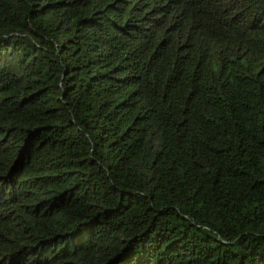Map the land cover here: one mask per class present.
I'll use <instances>...</instances> for the list:
<instances>
[{
	"label": "trees",
	"instance_id": "obj_1",
	"mask_svg": "<svg viewBox=\"0 0 264 264\" xmlns=\"http://www.w3.org/2000/svg\"><path fill=\"white\" fill-rule=\"evenodd\" d=\"M0 264H264V0H0Z\"/></svg>",
	"mask_w": 264,
	"mask_h": 264
}]
</instances>
